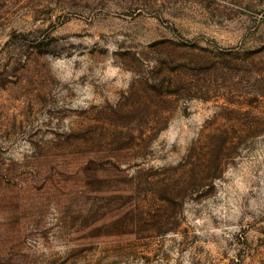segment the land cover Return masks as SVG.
<instances>
[{
	"label": "rangeland",
	"instance_id": "1",
	"mask_svg": "<svg viewBox=\"0 0 264 264\" xmlns=\"http://www.w3.org/2000/svg\"><path fill=\"white\" fill-rule=\"evenodd\" d=\"M0 264H264V0H0Z\"/></svg>",
	"mask_w": 264,
	"mask_h": 264
}]
</instances>
